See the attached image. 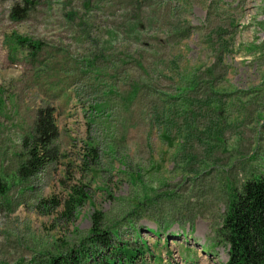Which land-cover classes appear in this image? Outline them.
I'll return each instance as SVG.
<instances>
[{
  "label": "rangeland",
  "instance_id": "obj_1",
  "mask_svg": "<svg viewBox=\"0 0 264 264\" xmlns=\"http://www.w3.org/2000/svg\"><path fill=\"white\" fill-rule=\"evenodd\" d=\"M47 106L56 159L22 180L14 154ZM253 177L264 0H0V264L82 247L95 211L143 264H225L223 219Z\"/></svg>",
  "mask_w": 264,
  "mask_h": 264
},
{
  "label": "trees",
  "instance_id": "obj_2",
  "mask_svg": "<svg viewBox=\"0 0 264 264\" xmlns=\"http://www.w3.org/2000/svg\"><path fill=\"white\" fill-rule=\"evenodd\" d=\"M57 136L54 109L49 106L37 109L29 137L22 140L14 154L20 179L35 177L56 159L53 142ZM84 187H71L63 203V212L68 219L78 207L89 201L90 196ZM0 193H4L1 184ZM55 205L60 203L55 202ZM102 218L100 212H93L85 244L76 250L70 249L66 255L52 257L48 264H143L139 259L148 250L146 244L143 242L140 247H132L128 243L113 242L110 231L102 227ZM220 234L227 246L225 264H264V177L246 181L241 191L234 195ZM113 235L118 238L116 231Z\"/></svg>",
  "mask_w": 264,
  "mask_h": 264
}]
</instances>
